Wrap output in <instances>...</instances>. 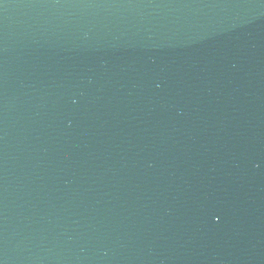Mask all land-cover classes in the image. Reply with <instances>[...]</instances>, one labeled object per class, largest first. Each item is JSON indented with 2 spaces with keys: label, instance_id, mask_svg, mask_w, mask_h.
<instances>
[{
  "label": "water",
  "instance_id": "water-1",
  "mask_svg": "<svg viewBox=\"0 0 264 264\" xmlns=\"http://www.w3.org/2000/svg\"><path fill=\"white\" fill-rule=\"evenodd\" d=\"M0 264H264V0H0Z\"/></svg>",
  "mask_w": 264,
  "mask_h": 264
}]
</instances>
